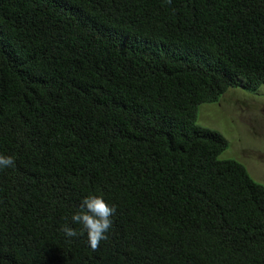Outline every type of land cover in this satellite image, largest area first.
I'll return each instance as SVG.
<instances>
[{"label":"trees","instance_id":"obj_1","mask_svg":"<svg viewBox=\"0 0 264 264\" xmlns=\"http://www.w3.org/2000/svg\"><path fill=\"white\" fill-rule=\"evenodd\" d=\"M261 87L264 0H0V264H264V185L197 125Z\"/></svg>","mask_w":264,"mask_h":264},{"label":"rangeland","instance_id":"obj_2","mask_svg":"<svg viewBox=\"0 0 264 264\" xmlns=\"http://www.w3.org/2000/svg\"><path fill=\"white\" fill-rule=\"evenodd\" d=\"M197 125L221 133L229 143L221 159L239 161L264 185V87L231 89L219 103L202 105Z\"/></svg>","mask_w":264,"mask_h":264},{"label":"clouds","instance_id":"obj_3","mask_svg":"<svg viewBox=\"0 0 264 264\" xmlns=\"http://www.w3.org/2000/svg\"><path fill=\"white\" fill-rule=\"evenodd\" d=\"M14 166V157L0 154V170ZM80 208L81 211L71 217L72 223L78 225L79 230L65 225L62 231L69 240L86 233L87 244L95 251L100 243L108 238L116 208L114 205H109L103 197L96 195L86 196L81 201Z\"/></svg>","mask_w":264,"mask_h":264}]
</instances>
